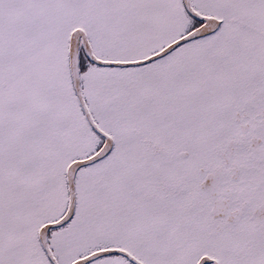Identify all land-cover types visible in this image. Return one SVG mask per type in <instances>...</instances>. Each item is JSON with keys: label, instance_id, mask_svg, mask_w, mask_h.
Masks as SVG:
<instances>
[{"label": "snow or ice", "instance_id": "snow-or-ice-1", "mask_svg": "<svg viewBox=\"0 0 264 264\" xmlns=\"http://www.w3.org/2000/svg\"><path fill=\"white\" fill-rule=\"evenodd\" d=\"M0 264H264V0H0Z\"/></svg>", "mask_w": 264, "mask_h": 264}]
</instances>
